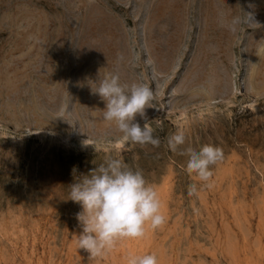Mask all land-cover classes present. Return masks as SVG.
I'll return each mask as SVG.
<instances>
[{
    "label": "rangeland",
    "instance_id": "374dc122",
    "mask_svg": "<svg viewBox=\"0 0 264 264\" xmlns=\"http://www.w3.org/2000/svg\"><path fill=\"white\" fill-rule=\"evenodd\" d=\"M244 11L255 23L221 26L220 13ZM112 73L153 89L136 120L158 147L103 119L90 84ZM178 130L222 148L212 187L168 149ZM108 157L142 170L166 221L92 258L67 197ZM129 250L158 264H264V0H0V264H124Z\"/></svg>",
    "mask_w": 264,
    "mask_h": 264
},
{
    "label": "clouds",
    "instance_id": "9594fccd",
    "mask_svg": "<svg viewBox=\"0 0 264 264\" xmlns=\"http://www.w3.org/2000/svg\"><path fill=\"white\" fill-rule=\"evenodd\" d=\"M219 22L231 33L237 32L241 25L255 23L253 13L246 11L242 16L222 12ZM90 86L105 104L103 119L122 134L124 141L141 146L161 144L146 123L141 127L136 120L137 115L146 119L145 110L152 107L154 91L148 84L142 81L130 85L121 83L120 75L112 73L95 88ZM186 139V132L178 130L168 138L167 147L186 157L184 170L195 176L201 187H212V168L223 160L222 148L212 143L193 146L186 144ZM187 193L198 195V184L191 183ZM67 199L81 206L76 214L81 229L76 236V247L92 258L103 257L122 240L142 238L147 230H156L166 221L156 188L146 180L142 170L118 157L106 158L71 183ZM124 264H158V257L151 252L129 250Z\"/></svg>",
    "mask_w": 264,
    "mask_h": 264
}]
</instances>
